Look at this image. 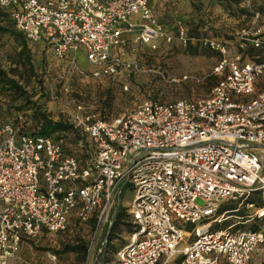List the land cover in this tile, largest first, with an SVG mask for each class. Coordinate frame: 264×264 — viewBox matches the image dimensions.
<instances>
[{
    "label": "built area",
    "instance_id": "obj_1",
    "mask_svg": "<svg viewBox=\"0 0 264 264\" xmlns=\"http://www.w3.org/2000/svg\"><path fill=\"white\" fill-rule=\"evenodd\" d=\"M149 1L0 0V12L67 72L84 73L76 58L82 50L87 74L100 77L137 70L125 57L127 43L190 40L180 22L166 30ZM202 41L224 53L215 40ZM246 45L264 50V38L241 36L240 51L212 68L217 80L203 98L142 100L109 120L73 102L67 120L81 158L64 151L61 137L1 121L0 264L43 232L108 223L124 187L133 232L115 251L116 264H165L175 256L180 264H248L263 251L264 60H244ZM229 218L237 220L221 227ZM251 219L258 226L233 229Z\"/></svg>",
    "mask_w": 264,
    "mask_h": 264
},
{
    "label": "rangeland",
    "instance_id": "obj_2",
    "mask_svg": "<svg viewBox=\"0 0 264 264\" xmlns=\"http://www.w3.org/2000/svg\"><path fill=\"white\" fill-rule=\"evenodd\" d=\"M248 2L249 6L245 7L241 2L225 0H188L187 6L182 8L176 0H155L153 9L158 22L171 32L176 22H180L190 40L184 45L175 38L170 43H127L125 57L135 62L137 70H119L113 76L100 77L87 74L90 66L82 50L76 52V58L77 68L84 73L67 72L64 61L54 59L46 46L26 41L10 21L3 18L0 20V76L14 80L19 89L2 93L6 97L0 119L7 118L24 131L32 132L40 128V120L32 114L34 108L38 115L70 126L67 112L72 110L73 102H80L109 120L142 100L203 98L217 80L211 73L212 68L222 55L230 57L240 51L241 36L264 38V0ZM136 19L132 17L131 21ZM204 39L223 45L224 53L204 45ZM242 58L263 61L264 50L246 45ZM183 74L195 76L199 82L181 80ZM4 85L0 84V90L5 88ZM71 128L52 133L61 136L65 149L73 151L77 137ZM262 163L264 173V151ZM129 196V189L124 187L108 223L72 222L63 233L43 232L37 238L23 242L17 258L8 264H85L86 261L116 264L115 251L130 240L133 232L126 210ZM116 212L121 213L118 223L113 221ZM243 213L239 210L235 215ZM235 220L229 218L221 227ZM254 225L248 221L236 224L233 229ZM73 246L77 249L67 250ZM49 255H54V260ZM165 264H180V256L168 259ZM248 264H264V250L253 254Z\"/></svg>",
    "mask_w": 264,
    "mask_h": 264
},
{
    "label": "trees",
    "instance_id": "obj_3",
    "mask_svg": "<svg viewBox=\"0 0 264 264\" xmlns=\"http://www.w3.org/2000/svg\"><path fill=\"white\" fill-rule=\"evenodd\" d=\"M225 1H230V2H233V3H239L240 2V0H225ZM3 18H6V17H5V15L3 13L0 12V20H2ZM0 84H5L4 85L5 88L0 90V96H2L4 99H5L6 96L4 94H2L3 92L10 93V92H15L16 89H19V86L17 85V83L14 80L6 79V78H4L2 76H0ZM0 103H2L1 105H3V106L0 105V110L4 109L5 103H3V102H0ZM32 114H34L35 117L38 120H40V128L38 130H36V132H39V133H41L43 135H49V136H51L53 138H58V137H61V136L57 135V134H53L52 133L53 131L64 130V129L68 128V127H71V126H65L60 121L48 120V119H46V117L43 114L38 115V112L36 111V108H34V112ZM5 119H7V118L0 119V122L5 120ZM71 130H72V132H74L72 128H71ZM20 131L27 132V131H24L21 126H20ZM32 132H34V131H32ZM74 134L77 137L76 133H74ZM75 141H76V139H75ZM63 149H64V151L70 152L73 155L77 156L78 158L82 157V153H80L77 149H75L73 151H70V150L65 149L64 146H63ZM76 153H78V154H76ZM120 216H121V213L120 212H116L114 214L113 221L118 223L119 220H120ZM75 249H77V246H73V247H68L67 248V250H70V251H73ZM180 260H181V258H180Z\"/></svg>",
    "mask_w": 264,
    "mask_h": 264
},
{
    "label": "crops",
    "instance_id": "obj_4",
    "mask_svg": "<svg viewBox=\"0 0 264 264\" xmlns=\"http://www.w3.org/2000/svg\"><path fill=\"white\" fill-rule=\"evenodd\" d=\"M154 1L155 0H150L149 1V3H150V6L152 7V9L154 8V6H153V4H154ZM163 2L165 1V0H162ZM178 3H179V5H181V7L183 8V7H186L187 6V4H188V0H176ZM154 10V9H153ZM3 100H4V98L2 97V96H0V102H3ZM5 101V100H4ZM2 103H0V105H1ZM1 106H3V105H1ZM251 221H252V223L253 224H255L254 226H258V223H260V222H256L257 220H254V219H251ZM248 222V221H247ZM242 223V222H241ZM245 223V222H244ZM252 228H254V227H252ZM258 252V251H257ZM256 252V253H257ZM255 254V253H254ZM85 264H92L90 261H86V263Z\"/></svg>",
    "mask_w": 264,
    "mask_h": 264
}]
</instances>
